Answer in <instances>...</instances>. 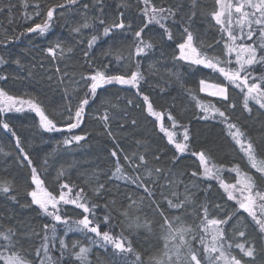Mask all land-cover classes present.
<instances>
[{
  "label": "trees",
  "instance_id": "trees-1",
  "mask_svg": "<svg viewBox=\"0 0 264 264\" xmlns=\"http://www.w3.org/2000/svg\"><path fill=\"white\" fill-rule=\"evenodd\" d=\"M61 3L64 0H0V7L11 5L10 9L4 7V11L0 12V40L4 41L0 43V57L7 61L0 64V77H6L0 79V89L9 96L36 100L49 118L62 129L58 132L44 130L40 126L39 116L27 105L21 111H15L14 108L0 111V181H8L15 189L11 194L0 192V231L13 229L16 232L17 250L22 255L26 254L31 261L35 249L40 248L43 242L44 225H49L48 235L51 236V226L56 223L38 205L33 204L31 197L27 195L35 188L31 182L30 167L21 162L23 153H27L32 160L31 166L37 169L48 191L58 195L60 185L64 183L72 188L71 196H75L79 189H84L88 199L99 205L95 209V216L100 222L101 231H110L113 236L123 233L131 241L135 252L140 254L144 264H148L150 258L161 257L166 233L160 226V216L142 189L112 176L118 157L124 168L123 174L141 176L154 192L153 199L159 202L169 219L180 216L181 223L191 226L194 232L199 233L194 239L191 235L185 236L191 248L197 251L198 258L206 256L200 236H204L206 243H211V233L205 234L197 227L203 219L204 205L208 208V219H224L226 215H232L228 224L221 226L227 242L226 251L239 258L241 253L235 245L244 243L247 247L248 238H253L259 249L260 237L251 217L243 209H239L235 200L227 199L218 180L203 175V166L198 157L192 155L193 152L203 150L209 157L210 167L215 164L217 168L224 169L220 175L226 183L235 184L240 179L235 172L227 171L238 165L242 173L252 176L257 185L264 187V181L259 180L256 170L251 168L240 146L227 134L226 125L218 116L212 118L211 109L214 106L224 111L230 121L236 123L257 146L264 145V110H260L258 105L253 107L254 102L249 101V107L253 108L249 114L243 108V94L222 75L202 65L177 59L180 52L176 45L183 42L185 27L193 33L194 44L200 51L223 59L225 40L221 38V26L210 15L218 10L215 0H196L195 7L192 0H151V5L157 8L171 6L176 9L179 6L175 20L170 18L165 22L173 39L168 40L164 29L159 25L150 24L145 29L144 38L151 40L154 47L151 51L146 50V54L137 56L132 33L120 36L118 31L116 39L105 37L97 41L89 54L90 62H86L83 52L86 50L87 39L94 31L97 35L102 33V26L93 20L101 15L99 9L103 8L106 23L117 20L122 12L125 23L131 21L133 28L138 29L147 19L142 14L145 7L143 0H79L71 7L57 8L51 28L45 34L26 32L28 27L45 20L49 7ZM84 4L88 5L87 9L83 7ZM37 12L40 15H36ZM192 12H195V16H192ZM85 18L94 23L95 29H82V36L73 33L71 29L83 23ZM232 28L236 33L238 26ZM253 28L256 35L246 41L248 44L259 37L258 26L253 25ZM224 37L226 39V34ZM80 39L85 42L77 43ZM57 43L64 49V55L61 57L57 50V56L53 58L47 49ZM236 43L239 44L240 41ZM68 48L72 51L68 52ZM234 57L235 53L233 59ZM17 59L20 64L14 62ZM137 62L145 77L141 82V92L138 93L128 85L116 84L98 89L94 102L90 101V106L86 107L83 123L69 132L66 128L69 122L68 112L64 105L70 103L74 111L78 99L84 95L87 89L81 77H87L97 69L111 71L115 67L120 68L118 74H124L135 71ZM57 67L60 69L59 73ZM231 67L235 68L237 65L233 63ZM248 70L254 77L264 75V65L259 63L250 66ZM65 72L68 76L64 77V83L61 84L58 78ZM201 80L226 86L229 101L221 103L220 97L203 93L200 90ZM143 95L149 97L156 111L164 113L162 122L147 113ZM193 96L208 106L210 111L204 113ZM129 100L132 101L131 104L128 103ZM229 102L235 107L227 106ZM105 111L110 116L112 136L107 134L103 121L99 119ZM169 113L175 118V128L172 127ZM206 114L208 119H203ZM133 120L135 124H132ZM4 123L9 125L16 136L2 127ZM161 123L169 131L175 132L174 139L178 142L182 141L184 129L187 128L189 151L178 152L175 145L168 142L165 133L160 131ZM72 135H83L85 139L70 145L64 144L63 141L70 139ZM17 136L23 153L16 146ZM113 150L117 152V157L111 156ZM133 153L144 155L146 161L135 172L124 161L125 155L132 156ZM257 159H264V152L259 147ZM157 168L164 169L159 176L155 173ZM148 171H152V177L147 176ZM153 179L155 184L151 183ZM101 183L104 189L100 195H95L93 190ZM241 187L242 184H237V188ZM64 191L67 192V189ZM13 195L14 200L11 198ZM128 197H131V201H136L130 208L128 205L131 201ZM165 197L173 203L185 201L186 197L188 199L184 209L176 210L168 208ZM256 203L259 204L260 201L257 200ZM105 205L108 207L105 208ZM123 209L128 211L127 218L121 215ZM81 213L82 209L71 204L63 205L60 212L62 216L71 218L69 223L81 219ZM105 215L110 216L107 224L103 223ZM89 218H92L91 215ZM146 220L150 222V231L148 228L135 226ZM211 227L213 226L209 225ZM239 230L245 231V237L238 235ZM64 233L65 226L57 223V241L61 238L66 242L79 241L73 251H78L80 245L88 247L89 264H125V259L115 256L112 246L103 245L95 234L73 231L65 236ZM227 244H231L232 248L228 249ZM69 247L71 248L70 243ZM169 247L171 248V244ZM59 248L58 242L55 248L49 244L53 261L58 264H73L74 257L66 251L61 258ZM187 252V247L181 249L182 256H186ZM127 264H135V256L131 253L127 255ZM202 264H206L203 259ZM255 264H264V257L257 255Z\"/></svg>",
  "mask_w": 264,
  "mask_h": 264
},
{
  "label": "snow or ice",
  "instance_id": "snow-or-ice-1",
  "mask_svg": "<svg viewBox=\"0 0 264 264\" xmlns=\"http://www.w3.org/2000/svg\"><path fill=\"white\" fill-rule=\"evenodd\" d=\"M79 0H64V3L55 5L54 7H49L46 11V18L41 23H35L33 26H30L26 29L27 33H38L43 35L49 31L51 24L53 22L54 13L57 8H65L76 5ZM193 7L196 5V0H192ZM218 4L219 10L212 12L210 15L215 19L216 23L221 26L220 31L222 33V39L225 40L223 44V59L220 56H209L206 52L200 51V49L194 44L193 33L189 31L188 27L183 29L182 37L183 42H179L176 46L179 49V57L177 59L190 62L194 65H202L204 68L211 69L214 73H219L224 77L225 80L229 82L230 85H233L236 89H239L243 94V108L251 114L253 108L249 107V101H253L255 107L259 106L260 110H264V75L259 77L252 76L249 72V67L254 64L264 65V0H238L237 4L233 5L231 2L225 3L224 0H215ZM145 5L142 10V14L146 17V21L142 22V26H139L138 29L133 28V24L129 21L127 24L124 21V13H119L117 20H114L111 23H106L103 18V8L99 9L101 15L94 17L93 20L102 26V33L100 35L94 33L87 39L86 50H84L83 55L86 62H90V52L92 48L97 44V41L102 38H112L116 39L117 32L119 31L120 36H126L128 32H131L134 37V48L135 55L139 56L141 54H146V50L151 51L154 47L151 40H145L144 36L146 35L145 29L149 27L150 24H157L160 28L164 29V33L167 35L168 40H172L171 31L166 27L165 22L168 19L175 20L176 9L173 7H159L151 5V0H143ZM151 5V6H150ZM4 7L11 8L10 4L5 5ZM4 7H0V12L4 11ZM39 8V5H36ZM83 7L87 9L88 5L84 4ZM233 10L235 13L239 14L236 17L235 23L238 26V30L234 33L232 24H233ZM36 15H40L39 12ZM192 16H195V12H192ZM253 25L258 26L259 28V37L256 41H253L252 44L246 43L247 40H251L254 35H256V30L253 28ZM94 28V23L85 18L84 22L78 26L71 29L73 33L81 34L82 29ZM247 29V31H245ZM23 34V33H22ZM226 34V39L224 37ZM240 41L237 44V41ZM83 39L77 41V43H84ZM0 43H4L3 40H0ZM219 43V41L217 42ZM57 50L62 57L64 55V49L61 47L60 43H57L54 47H49L47 52L55 58L57 56ZM68 52H71L72 49L68 48ZM233 53L235 57L233 59ZM111 54V53H109ZM117 59H120L119 57ZM2 57H0V64L6 63ZM16 64H20L19 59L14 61ZM235 63L237 67L233 68L231 65ZM57 72H60V69L57 67ZM120 72L119 67L113 68L111 71L95 70L94 73L89 74L87 77H81L85 81L86 91L84 95L78 99L75 109L73 111L71 104H65V111L68 112V123L66 124L67 130L70 132L73 129L79 128L83 123L84 117L86 115V107L90 106V101L95 100L97 96L98 89L104 88L106 85H128L136 89L138 93L141 92V82L144 81L145 77L140 72V64L137 62L135 64V71L126 72L124 74H118ZM243 73V75H242ZM68 76V73L65 72L62 76L58 78V82L63 84L64 77ZM0 79H6V77H0ZM51 79V77H49ZM201 91H205V81H200ZM208 87L216 88V91L209 92V95L218 96L221 98V103L224 101H229L228 89L226 87H220L219 85H211ZM65 94L67 96V89H65ZM142 94V93H141ZM193 99L196 100V97L193 96ZM143 101L147 105V113L150 116L155 117L159 121H163L164 113L156 111L153 107V104L149 101L147 95H143ZM197 105L201 108L204 113H208L210 108L199 100H196ZM7 103V110L21 111L23 105H27L29 109L35 112L40 120V126L48 132H58L62 129L57 126L53 119H50L49 116L45 113L43 107L39 102L33 99H20L18 97L9 96L3 89H0V105ZM20 104L21 107H16V104ZM129 104L132 103L131 100L128 101ZM227 106L235 107L234 104H229ZM115 107V106H113ZM5 110L3 107H0V111ZM212 118L215 119L217 116L220 118L221 122L224 123L227 127V134L231 139L240 146V150L244 153L248 163L251 165L252 169L256 170L259 180L264 181V159H257V147L260 148L261 152H264V145H254L250 137H248L236 123L230 121V118L226 116L224 111L214 108L211 109ZM169 119L172 121V127H176L175 118L168 114ZM114 118V117H113ZM203 119H208V115H204ZM103 121V126L107 131L109 136H112V131L110 129L109 120L110 116L107 111L99 117ZM132 124H135V120L132 121ZM4 129H7L13 136H16L15 132L9 127L7 123L2 125ZM160 131L164 132L168 138L170 144L175 145V149L184 153L189 151V145L187 141L189 140L188 130L184 129L182 141H177L174 139L175 132L169 131L161 123ZM85 139L83 135H72L70 139H65L64 144L70 145L74 142H79ZM16 146L20 152L23 153V148L20 147V138L16 137ZM192 155L197 156L199 159L200 165L203 166L204 172L203 175L209 179H216L219 181V186L223 188L224 193L227 195L228 200H235L238 204L239 209H243L244 212L251 217L252 222L257 226L258 235L260 237V247H256V243L253 238H248V246L245 247L244 243H237L236 248L240 250V257L232 255L230 251H226L225 237H224V228L222 225H227L229 220L232 219V215H226L224 219H208V208L206 205L202 206L203 210V219L200 221V224L197 226L205 234L211 233V243L208 244L205 242L203 235L200 236V243L204 245L203 252L206 254L205 257L198 258L197 251L191 248V245L188 241L185 240L186 235H191L193 239L199 233L194 232L191 226H185L181 223L180 216H174L171 219L165 215L164 211L161 209L159 202H157L154 197V192L150 188L149 184L145 183V180L139 175H126L124 173L123 166L119 163V158L117 157V152L113 150L111 156L117 157L115 171L112 173L116 179L124 180L127 183L135 185L138 189H142L145 196L148 200L151 201V205H154L156 213L159 214L162 221L161 228L165 231L166 235L164 239V251L161 257L150 258L148 264H202V259L205 260L206 264H255L256 256L260 255L264 257V187L257 185L256 181L252 176L242 173L238 165H234L231 169H227L229 172H235L240 179L237 180L235 184L226 183L222 178L220 173L224 170L222 167L217 168L215 164L209 166L210 161L206 153L201 150L198 152H193ZM159 159V157H156ZM124 161L129 168H132L135 172L136 169H139L142 164H145L144 155H136L135 153L132 156L125 155ZM138 161V162H137ZM21 162L30 167L31 173V182L35 185V188L27 193L31 197V202L35 205H38L39 208L52 220L56 223H53L51 226V236L48 235L49 225H44L45 235L43 237V242L40 248L35 249L33 253V259L30 261L27 259L26 254L22 255L17 250V241H16V232L8 228L6 231H0V264H58L54 262L50 253L49 244H52V247L55 248L56 243L60 245L59 251L61 258L65 255L67 251L72 257H74V262H79V264H89L88 254L90 249L86 246L80 245L78 251H73L77 248L79 241H70L66 242L65 239L61 238L57 241V223L63 224L65 226V236L69 232L79 231L86 233H93L96 237L100 238V241L103 245H111L113 249V254L125 259V264H127V255L129 253L135 256V264H144V261L141 259V256L138 252L132 247L131 241L123 236L121 233L119 236H113L110 231H101L100 222L97 221L95 216V209L99 205L91 202L87 195L84 192V189H79L75 196H71L72 188L68 184L64 183L60 185V190L58 195H54L52 192L44 186V180L40 178L37 173V169L32 167V160L28 157L27 153H23ZM213 168H216V171H213ZM164 169L157 168L155 173L157 176L163 172ZM59 175L57 179H59ZM195 176L196 173H193ZM148 177H152V171L147 172ZM111 179V177H110ZM155 180L151 181L152 184H155ZM237 184H242L241 188H237ZM67 189V192L64 191ZM104 189V185L98 184V186L93 190L95 195H100L101 191ZM15 191L12 184L8 181H0V192L5 194H11ZM235 192H239L240 198L235 195ZM163 195V193H161ZM14 200L15 196H11ZM131 201V197H128ZM166 200L167 206L169 209H184L185 203L187 202V197L185 201H178L173 203L171 199L164 198ZM259 200L260 203L257 204L256 201ZM143 198H141V203ZM113 204L115 201L112 202ZM136 201H131L128 205L130 208L132 204H135ZM75 205L76 208L82 209V218L76 221H72L70 217L60 214L61 207L63 205ZM108 205H105L107 208ZM216 207H219L217 205ZM51 209V210H50ZM91 215V219L89 218ZM121 215L128 217L127 209L121 210ZM110 219L109 215L103 217V223L107 224ZM138 219V218H137ZM209 225L213 226L209 228ZM136 227H145L150 228V222L145 221L143 224L136 223ZM238 235L240 237H245L246 233L244 230H239ZM71 244V248L69 247ZM96 243V241H93ZM171 244V248L169 247ZM188 248L186 256H182L181 249ZM227 248L231 249L232 245L227 244ZM42 254V258L41 257ZM217 254V255H214ZM37 258H40L37 260ZM247 258V259H246ZM73 262V264H74Z\"/></svg>",
  "mask_w": 264,
  "mask_h": 264
},
{
  "label": "rangeland",
  "instance_id": "rangeland-1",
  "mask_svg": "<svg viewBox=\"0 0 264 264\" xmlns=\"http://www.w3.org/2000/svg\"><path fill=\"white\" fill-rule=\"evenodd\" d=\"M225 3H228V2H231L233 5L237 4L238 0H224ZM219 5H218V10H219ZM217 10V11H218ZM239 14L235 13L234 10H233V24H232V27H236V23H235V20H236V17L238 16ZM211 85H219V84H215V83H211V82H207L205 81V88L206 90L205 91H202L203 93H206V94H209V92H212V91H216L217 89L216 88H212V87H208V86H211ZM220 87H226V86H223V85H219ZM227 88V87H226ZM218 97V96H216ZM25 105H23L22 107H25ZM0 107H3L5 110L7 109V103L5 104H2L0 105ZM16 107H21L20 104H16ZM235 195H237L238 198H240L239 196V192H235L234 193ZM51 210V209H50Z\"/></svg>",
  "mask_w": 264,
  "mask_h": 264
},
{
  "label": "water",
  "instance_id": "water-1",
  "mask_svg": "<svg viewBox=\"0 0 264 264\" xmlns=\"http://www.w3.org/2000/svg\"><path fill=\"white\" fill-rule=\"evenodd\" d=\"M161 122V121H160Z\"/></svg>",
  "mask_w": 264,
  "mask_h": 264
}]
</instances>
